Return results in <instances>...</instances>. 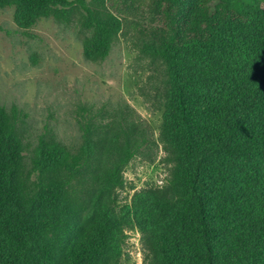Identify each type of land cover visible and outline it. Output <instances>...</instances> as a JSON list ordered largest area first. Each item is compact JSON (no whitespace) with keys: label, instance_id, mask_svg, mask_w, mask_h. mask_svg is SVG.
Masks as SVG:
<instances>
[{"label":"trees","instance_id":"16d2710c","mask_svg":"<svg viewBox=\"0 0 264 264\" xmlns=\"http://www.w3.org/2000/svg\"><path fill=\"white\" fill-rule=\"evenodd\" d=\"M4 5L23 31L74 18L88 60L129 30L157 67L160 120L153 138L125 101L79 103L76 143L38 134L24 153L18 110L0 104V264H121L133 227L140 264H264V0ZM152 143L162 180L118 197Z\"/></svg>","mask_w":264,"mask_h":264},{"label":"rangeland","instance_id":"374dc122","mask_svg":"<svg viewBox=\"0 0 264 264\" xmlns=\"http://www.w3.org/2000/svg\"><path fill=\"white\" fill-rule=\"evenodd\" d=\"M83 32L74 18L63 22L50 16L37 18L23 31L12 19V7L0 6V104L18 110L16 127L27 143L24 153L38 134L50 133L62 142L76 143L75 108L84 102L110 107L125 101L151 137L156 136L160 120L159 93L153 86L157 67L140 54L129 30L112 40L103 58L88 60L80 50ZM160 153L158 143H152L124 164L118 197L127 198L132 188L160 183L165 173ZM126 233L121 264H140L138 232L133 227Z\"/></svg>","mask_w":264,"mask_h":264}]
</instances>
